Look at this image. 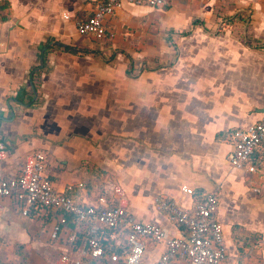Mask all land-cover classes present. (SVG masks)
Here are the masks:
<instances>
[{
    "label": "crops",
    "instance_id": "obj_1",
    "mask_svg": "<svg viewBox=\"0 0 264 264\" xmlns=\"http://www.w3.org/2000/svg\"><path fill=\"white\" fill-rule=\"evenodd\" d=\"M100 1L0 0V139L7 149L0 178L18 176L25 155L42 152L56 190L75 185L68 195L87 206L117 184L129 213L176 238L186 233L156 211L155 199L192 212L215 191L211 219L222 225L223 264H264V145L253 156L255 172L227 160L233 131L264 115V0L125 5L106 18L103 38L114 37L116 17L130 15L147 17L154 33L162 29L173 42L160 43L157 33L156 46L139 53L154 66L140 62L138 70L121 43L102 46L76 33ZM232 6L228 18L217 13ZM156 16L161 22L151 20ZM227 21L252 31L224 28ZM96 170L106 173L102 181ZM0 204V264L51 263L79 232L66 225L52 239L59 214L31 207L24 216L13 198ZM164 249L145 241L141 264H156Z\"/></svg>",
    "mask_w": 264,
    "mask_h": 264
},
{
    "label": "built area",
    "instance_id": "obj_2",
    "mask_svg": "<svg viewBox=\"0 0 264 264\" xmlns=\"http://www.w3.org/2000/svg\"><path fill=\"white\" fill-rule=\"evenodd\" d=\"M162 0H101L92 15L76 24V33L81 37L102 39L106 35L105 20L125 5L156 7ZM232 150L227 156L229 165L244 172H255L252 163L257 149L264 145V115L258 123L246 129H237L231 135ZM6 144L0 139V162L6 158ZM46 159L42 152L25 155L21 172L8 179L0 178V198H13L22 207L26 216L31 207L51 209L59 214L51 232L52 239L67 225L66 215L88 227L80 232L82 239L76 244L77 235L68 238L69 250L51 260V264H97L106 259L110 264H141L145 241L163 243L164 251L156 264H223L227 250L222 225L212 220L217 209L215 191L203 194L192 212L183 209L173 199L156 198V211L184 230L185 237L176 238L166 229L140 222L127 210V200L122 188L111 185L97 198L96 205H83L68 193L75 185L68 184L64 191L53 187L45 175ZM77 187H83L78 183ZM191 189L186 190L191 195ZM3 206L0 204V219ZM79 233V232H78ZM112 252L108 253V250Z\"/></svg>",
    "mask_w": 264,
    "mask_h": 264
},
{
    "label": "rangeland",
    "instance_id": "obj_3",
    "mask_svg": "<svg viewBox=\"0 0 264 264\" xmlns=\"http://www.w3.org/2000/svg\"><path fill=\"white\" fill-rule=\"evenodd\" d=\"M180 2L182 3L184 1H180ZM192 8H193V5H190L189 8L188 7L186 8L177 7L176 10L178 13L183 14L184 10L188 12V10ZM229 10H234V6H232V9H228L227 11H222V12L219 10L217 11V13L218 14L223 13L221 18L224 19V17L228 18L227 13ZM115 19L116 20L113 23H111V27H112L111 29L114 32V37L110 40L108 37L109 35H108L103 39L97 40L96 43L98 45H102L100 41L104 42V40L107 41L108 39L109 41L104 42L105 45L112 44L114 42L121 43L122 48L125 49L132 57L133 59L132 66L135 67V69L137 70L139 68L138 65L140 62H142L143 67L146 64H148V66L150 67L152 65L154 66L155 61L150 62L149 58H146L147 56H140L139 53L145 49H148L151 45L156 46L157 43L155 42L156 40L155 38H156L157 33H158L157 36H160V39H159L160 43L164 42V44L166 45L167 44L173 45L171 37L168 34L166 36L165 31H163L162 29L154 33L156 28L153 26V23L146 24L147 17L140 18V17L130 16V15H121L118 18L116 17ZM151 20H155V21L157 20L161 22L162 16H156L154 19H151ZM154 25L156 24L154 23ZM225 25L230 27L232 30H235L236 32H240V33H242L243 30H245L246 32L252 31L251 27L249 26V23L245 25V23L242 21H238V22L227 21L225 22ZM226 26H224V28H226ZM133 75H135V72H133ZM95 172H97V174L95 175H97L98 179L102 181L106 173L100 170H96ZM111 183H113V181H111ZM46 262L48 264H51L49 261H46Z\"/></svg>",
    "mask_w": 264,
    "mask_h": 264
},
{
    "label": "trees",
    "instance_id": "obj_4",
    "mask_svg": "<svg viewBox=\"0 0 264 264\" xmlns=\"http://www.w3.org/2000/svg\"><path fill=\"white\" fill-rule=\"evenodd\" d=\"M226 26V25H225ZM64 50H67V48H64ZM45 55V53H44ZM66 220H67V225H72V226H76L78 225V229H79V233L77 235V241H76V244H79L80 240L82 239V234L80 232L84 231L87 229L88 225L85 223V222H79V221H76L73 217L69 216V215H66ZM108 253L112 252V250H108L107 251Z\"/></svg>",
    "mask_w": 264,
    "mask_h": 264
},
{
    "label": "water",
    "instance_id": "obj_5",
    "mask_svg": "<svg viewBox=\"0 0 264 264\" xmlns=\"http://www.w3.org/2000/svg\"><path fill=\"white\" fill-rule=\"evenodd\" d=\"M264 112V111H263Z\"/></svg>",
    "mask_w": 264,
    "mask_h": 264
}]
</instances>
